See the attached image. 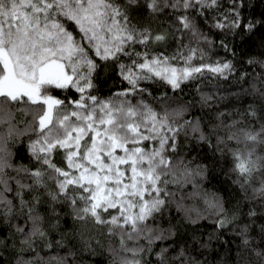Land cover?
<instances>
[{
  "label": "snow or ice",
  "instance_id": "6c2138e0",
  "mask_svg": "<svg viewBox=\"0 0 264 264\" xmlns=\"http://www.w3.org/2000/svg\"><path fill=\"white\" fill-rule=\"evenodd\" d=\"M253 7L0 0V264H87L104 234L108 264H264V38L244 39L264 10ZM159 14L161 30L140 22ZM109 69L122 86L102 95ZM205 77L230 90L196 84L185 99V82ZM208 153L230 156L242 196L204 186ZM65 215L97 232L69 243Z\"/></svg>",
  "mask_w": 264,
  "mask_h": 264
},
{
  "label": "trees",
  "instance_id": "16d2710c",
  "mask_svg": "<svg viewBox=\"0 0 264 264\" xmlns=\"http://www.w3.org/2000/svg\"><path fill=\"white\" fill-rule=\"evenodd\" d=\"M252 3L254 5L252 11L255 16H259V13L264 10V5L260 3V0H252ZM163 14L157 15L156 18H142L140 20L141 23H147L149 24L154 31L161 30L164 27H167L165 23H163ZM206 31L210 30V34H212L217 42V45L219 43V40L221 38V34L216 29H210V25L206 26ZM261 38H264V28H261L260 26H257L256 30L246 36L244 39L246 41V45L248 47L254 46ZM229 39L231 37L229 36ZM235 44L240 45V40L237 38L236 41H234ZM159 45L156 46L157 49H159ZM168 47V51L171 52L174 48V44L170 41ZM224 56L225 51L223 48H220L218 46H214L213 49L210 52V56L215 55ZM207 59V57H206ZM193 62H199L198 55L193 57ZM180 63H183V61H180ZM188 83L189 86L185 88V95L184 98H189L190 95H196V84H201V89L204 91H210L213 88H219L221 91L230 90V86L232 82H225L224 80L216 81L215 84L213 83V78L205 77L203 78V82L201 83L200 80H197L195 82H185ZM122 86V81L119 79L117 74L113 72L111 69H109L108 72L104 74V76L101 77V94L102 95H108L110 91H115L116 87ZM183 87V85H182ZM53 94H60L59 90L54 92ZM198 98V96H197ZM234 97L232 96H226L222 101L220 106L223 107L231 102ZM23 155V153H22ZM210 159L208 160V163L210 164L209 168V175L204 181V186L206 188H210L214 191H219L224 195H243L239 192V185L234 184V174L230 172V156H224L220 157L219 154H216L215 158H211V153H208ZM56 160L58 163L61 162L60 157H56ZM25 162H27L25 160ZM23 222L22 220L20 221ZM198 226L200 227L201 231H207L212 228V225L207 220H202L198 222ZM0 227H3V225H0ZM191 227L195 228L197 225H192ZM60 229L65 231L68 235V241L69 243H72L77 238V229H81V231L84 232V235H93L97 232L96 229L91 228L88 226V228H82L81 222H73L71 216L65 215L60 218ZM0 234H6V233H0ZM99 238L101 241L100 245L95 244V240ZM225 239H232L231 233H228L225 235ZM113 246L115 247L118 244V241L115 237L112 238ZM108 245H109V239L106 234L96 236L93 235V246L96 248V255H92L91 253H84V259L87 262V264H100L101 261H103V264H108V259L110 256V253L108 252ZM79 245L77 244V247ZM220 248L223 247L222 243L219 246Z\"/></svg>",
  "mask_w": 264,
  "mask_h": 264
}]
</instances>
